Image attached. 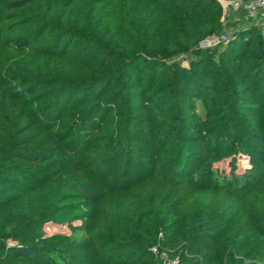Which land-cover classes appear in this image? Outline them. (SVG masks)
<instances>
[{
	"label": "trees",
	"instance_id": "obj_1",
	"mask_svg": "<svg viewBox=\"0 0 264 264\" xmlns=\"http://www.w3.org/2000/svg\"><path fill=\"white\" fill-rule=\"evenodd\" d=\"M223 15L0 0V264H264V42L202 51Z\"/></svg>",
	"mask_w": 264,
	"mask_h": 264
},
{
	"label": "built area",
	"instance_id": "obj_2",
	"mask_svg": "<svg viewBox=\"0 0 264 264\" xmlns=\"http://www.w3.org/2000/svg\"><path fill=\"white\" fill-rule=\"evenodd\" d=\"M218 2L222 5L224 11L222 33L213 35L204 41L200 46L202 51L227 45L235 33L247 28H256L264 42V0H248L247 2L218 0ZM236 20L240 22L238 23ZM151 252L158 259L159 264H180L177 258L170 256L171 252L157 246L152 248Z\"/></svg>",
	"mask_w": 264,
	"mask_h": 264
},
{
	"label": "rangeland",
	"instance_id": "obj_3",
	"mask_svg": "<svg viewBox=\"0 0 264 264\" xmlns=\"http://www.w3.org/2000/svg\"><path fill=\"white\" fill-rule=\"evenodd\" d=\"M236 22L239 23L240 21L236 20ZM236 22H235V24H236ZM229 165H230V161H226V162L220 163L216 168L225 172L226 174H229V172H230V166ZM247 165H248V163H247L246 159H238L236 173L237 174L244 173ZM56 232H68V230H67V227H59V226H51V227L46 228L47 234H53Z\"/></svg>",
	"mask_w": 264,
	"mask_h": 264
}]
</instances>
